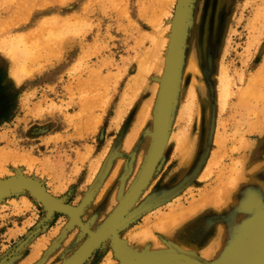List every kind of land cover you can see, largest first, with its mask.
I'll return each instance as SVG.
<instances>
[{"label": "rangeland", "instance_id": "374dc122", "mask_svg": "<svg viewBox=\"0 0 264 264\" xmlns=\"http://www.w3.org/2000/svg\"><path fill=\"white\" fill-rule=\"evenodd\" d=\"M262 216L264 0H0V264H264Z\"/></svg>", "mask_w": 264, "mask_h": 264}, {"label": "bare ground", "instance_id": "6f19581e", "mask_svg": "<svg viewBox=\"0 0 264 264\" xmlns=\"http://www.w3.org/2000/svg\"><path fill=\"white\" fill-rule=\"evenodd\" d=\"M249 131H250L249 132V134H250L251 133V130H249ZM245 198H247V197H245ZM248 234H249V238L248 239H249V246L250 247H251V244L252 243H257V242H260V241L264 240V216L259 217L258 219H256V220L253 221L252 226L250 227V230H249V233ZM259 259H262V262L264 263V253L259 256Z\"/></svg>", "mask_w": 264, "mask_h": 264}, {"label": "water", "instance_id": "95a60500", "mask_svg": "<svg viewBox=\"0 0 264 264\" xmlns=\"http://www.w3.org/2000/svg\"><path fill=\"white\" fill-rule=\"evenodd\" d=\"M3 187H6V186H3Z\"/></svg>", "mask_w": 264, "mask_h": 264}]
</instances>
